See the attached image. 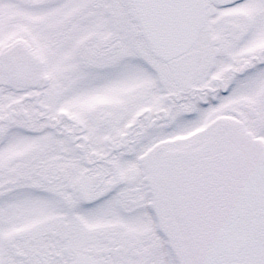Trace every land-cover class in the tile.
Listing matches in <instances>:
<instances>
[{"label":"snow or ice","instance_id":"6c2138e0","mask_svg":"<svg viewBox=\"0 0 264 264\" xmlns=\"http://www.w3.org/2000/svg\"><path fill=\"white\" fill-rule=\"evenodd\" d=\"M0 264H264V0H0Z\"/></svg>","mask_w":264,"mask_h":264}]
</instances>
